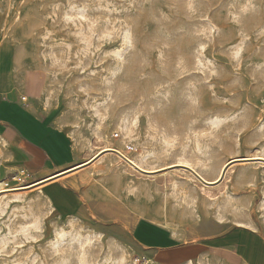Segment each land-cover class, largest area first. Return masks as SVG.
<instances>
[{"label":"rangeland","instance_id":"1","mask_svg":"<svg viewBox=\"0 0 264 264\" xmlns=\"http://www.w3.org/2000/svg\"><path fill=\"white\" fill-rule=\"evenodd\" d=\"M0 18L29 103L85 159L108 146L148 169L187 162L214 180L232 159L264 156V0H0ZM232 165L204 187L175 166L152 178L112 154L80 177V218L59 217L35 186L1 192L0 264H228L209 249L166 263L121 221H150L175 243L240 223L264 234V164ZM37 180L10 167L0 138L5 187ZM33 223L39 231L20 232Z\"/></svg>","mask_w":264,"mask_h":264},{"label":"crops","instance_id":"2","mask_svg":"<svg viewBox=\"0 0 264 264\" xmlns=\"http://www.w3.org/2000/svg\"><path fill=\"white\" fill-rule=\"evenodd\" d=\"M19 77L16 47L5 39L0 18V138L8 145L10 167L21 168L30 178L39 179L34 189L43 194L52 212L59 217H85L88 205L80 177L115 153L104 151L98 158L93 159L96 153L85 159L70 133L48 113L29 103L31 92ZM49 178L56 183L49 184ZM41 184L47 186V191ZM95 216L103 219L97 213ZM103 221L111 222V225L120 223L114 219ZM121 224L126 232L133 234L132 237L137 236L146 244L150 252L162 255L166 263L193 258L209 249L226 256L228 264H264V234L243 223L211 235L204 234L203 241L190 243L173 242L176 237L172 232L160 229L150 221L125 219ZM121 231L123 233V229ZM207 239L209 242L205 241Z\"/></svg>","mask_w":264,"mask_h":264},{"label":"bare ground","instance_id":"3","mask_svg":"<svg viewBox=\"0 0 264 264\" xmlns=\"http://www.w3.org/2000/svg\"><path fill=\"white\" fill-rule=\"evenodd\" d=\"M105 149H112L111 147H103V148H101L100 150H98V152H97V154L99 153H102V152H104L105 151ZM96 154V155H97ZM95 157V156H94ZM94 157H93V159H94ZM132 162H134L135 164H138L139 165V167H141L142 169H144L146 172H142V171H140V170H137L135 167H134V165H132L130 162H128V161H125L122 157H120L121 159H123L132 169H134L136 172H138V173H140V174H142V175H145V176H147V177H157V176H162V175H164V174H166V173H168V171H169V168L170 167H172V166H175L172 170H183V172L184 171H187V173H188V175L191 177V179H193L194 181H199V182H201L202 183V181L196 176V175H194V173H192L191 171H189L188 169H185V168H181V166H183V165H190L189 163H187V162H180V163H175V164H173V165H169V166H167V168H159V169H161L160 171H158L157 169H148V168H146V167H144V166H142L140 163H138V162H136V161H134L133 159H131L129 156H127ZM261 157H264L263 155H261V154H256V155H253V156H249L248 158L249 159H255V160H253V162H260V161H257L258 159L257 158H261ZM263 163V162H262ZM264 164V163H263ZM192 166V165H191ZM169 167V168H168ZM192 168L193 169H195L193 166H192ZM205 180H207V181H209L210 182V180L209 179H207V177H205L202 173H200L197 169H195ZM222 171H223V167L221 168V171H220V173H219V175H218V177L216 178V179H214L215 181H217V179H219V177L221 176V174H222ZM186 173V172H185ZM186 173V174H187ZM187 175V176H188ZM203 185H204V187L205 186H210V185H206V184H204V183H202ZM5 185L7 186V183L5 182H3V181H0V193L2 192L4 195H6V194H8V190H12V191H16V189H29L30 187H32V186H35L36 185V183L35 184H31V185H28V186H23V187H15V188H6L5 187ZM211 185H214V184H211ZM28 191V190H27ZM14 193H16V192H14ZM2 194V195H3ZM166 203V202H165Z\"/></svg>","mask_w":264,"mask_h":264},{"label":"snow or ice","instance_id":"4","mask_svg":"<svg viewBox=\"0 0 264 264\" xmlns=\"http://www.w3.org/2000/svg\"><path fill=\"white\" fill-rule=\"evenodd\" d=\"M65 19L68 20L69 22H71V19H72V18H71V17H67V18L65 17ZM80 19L82 20V19H84V17L81 16ZM129 46H131V42H129ZM242 54H243L242 50H236V51L231 55V58H232L233 61H235V62H239L240 59L242 58ZM113 55H115V53H113ZM57 65L60 67V70H61V71H64V67H63V65L60 63V61H56L54 67H56ZM59 74H60V72H57V73H56V75H59ZM213 75L215 76L216 73L214 72ZM80 91L83 92L84 89L81 88ZM120 91H121V92H126V89H125V88H121ZM195 103H197V101H193V104H195ZM133 123H137V124H139V123H140V119H139V117H137V119H136L135 121H133ZM213 127H215V125H213ZM203 135H204L205 137H207V136L209 135V133L205 132V133H203ZM5 147H7V146L5 145ZM107 151H109V150H108V149H105V152H107ZM99 155H100V154L98 153V154H97V158L99 157ZM183 166L186 167V168H189V169L192 168L191 165H183ZM232 166H235V165H232ZM135 167H136L137 170H139V165H138V164H137ZM227 167H228V165H224V166H223V170L226 171V170H227ZM157 170H158V169H157ZM192 171L195 172V169H192ZM61 178L64 179V177H61ZM54 183H56V182H55V181H52L51 178H49V184H54ZM210 183L215 184V183H217V181H215V180H210ZM41 187L44 188L45 191H47V186L41 184ZM33 191H35V189H33ZM210 198H211V197H210ZM28 228H33V229H36L37 231H39V229L37 228L36 224L33 223V224H29V225H28L27 227H25V228H21V229H20V232L26 234L27 231H28ZM28 238L30 239V237H28ZM129 264H131V261H129Z\"/></svg>","mask_w":264,"mask_h":264},{"label":"water","instance_id":"5","mask_svg":"<svg viewBox=\"0 0 264 264\" xmlns=\"http://www.w3.org/2000/svg\"><path fill=\"white\" fill-rule=\"evenodd\" d=\"M109 151H112V152H114V153H116L118 156H120V157H122L125 161H128V162H130L132 165H134V167L137 165V164H135L134 162H132L125 154H123L121 151H119V150H117V149H115V148H112V149H109ZM97 157V155L94 157V158H96ZM258 159V161H261V162H263L264 163V157H261V158H257ZM253 160H255V159H249L248 157H242V158H235V159H232L230 162H228L226 165H228V167H227V170H228V168L232 165V164H234V163H236V162H243V161H253ZM136 168V167H135ZM186 168V167H185ZM186 169H188L189 171H191L192 173H194V175H196L201 181H202V183H204V184H206V185H211V184H213V183H210L209 181H207V180H205L196 170H195V172H193L192 171V169L193 168H191V169H189V168H186ZM139 170L140 171H142V172H146L144 169H142L141 167H139ZM227 170L226 171H222V174H221V176L219 177V179H217V183H215V184H218V183H220V182H222L223 181V179L225 178V175H226V172H227ZM1 194V193H0Z\"/></svg>","mask_w":264,"mask_h":264},{"label":"built area","instance_id":"6","mask_svg":"<svg viewBox=\"0 0 264 264\" xmlns=\"http://www.w3.org/2000/svg\"><path fill=\"white\" fill-rule=\"evenodd\" d=\"M23 99H24V97H23Z\"/></svg>","mask_w":264,"mask_h":264},{"label":"clouds","instance_id":"7","mask_svg":"<svg viewBox=\"0 0 264 264\" xmlns=\"http://www.w3.org/2000/svg\"><path fill=\"white\" fill-rule=\"evenodd\" d=\"M246 10V9H245Z\"/></svg>","mask_w":264,"mask_h":264}]
</instances>
